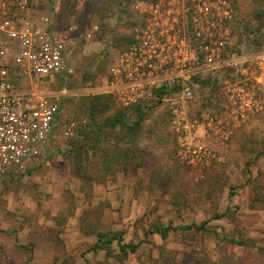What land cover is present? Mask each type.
Listing matches in <instances>:
<instances>
[{
    "label": "rangeland",
    "instance_id": "rangeland-1",
    "mask_svg": "<svg viewBox=\"0 0 264 264\" xmlns=\"http://www.w3.org/2000/svg\"><path fill=\"white\" fill-rule=\"evenodd\" d=\"M134 1L55 0L48 11L73 38L72 74L37 88L67 89L55 155L22 177L0 176V264H264V110L238 121L226 96L237 87L262 96L264 0L217 3L229 52L253 58L244 70L209 75L187 104L173 95L151 102L138 129H114L108 122L126 108L104 92L101 51L128 45ZM204 113L212 126L201 125ZM77 142L78 156H68ZM193 225L205 229L157 233ZM138 243L135 254L121 251Z\"/></svg>",
    "mask_w": 264,
    "mask_h": 264
},
{
    "label": "built area",
    "instance_id": "built-area-1",
    "mask_svg": "<svg viewBox=\"0 0 264 264\" xmlns=\"http://www.w3.org/2000/svg\"><path fill=\"white\" fill-rule=\"evenodd\" d=\"M54 2L0 0V176L22 177L40 169L56 153L52 141L67 89L43 94L37 88L43 83L63 84L72 74L74 42L49 15ZM218 2L134 1L137 18L131 19L128 45L101 51L108 61L104 92L116 96L126 109L150 106L158 93L187 104L195 101L209 75L216 79L225 69L244 70L253 58L229 52L232 30L221 22ZM99 33V25H93L87 40ZM256 58L263 59L264 53ZM255 80L264 85L263 76ZM28 82L31 91L19 92L18 86ZM226 96L238 121L264 110V89L258 99L243 87L229 89ZM213 123L210 113L201 116V125Z\"/></svg>",
    "mask_w": 264,
    "mask_h": 264
},
{
    "label": "trees",
    "instance_id": "trees-1",
    "mask_svg": "<svg viewBox=\"0 0 264 264\" xmlns=\"http://www.w3.org/2000/svg\"><path fill=\"white\" fill-rule=\"evenodd\" d=\"M164 95H165L164 93H158L157 97L159 100H162ZM150 107L151 106L137 105V106H133L131 108L125 109L122 112H120L113 119V121H109L108 123L114 129L118 128V127L119 128H124V127L128 128L129 127L130 129H138L141 126V123L143 122V120L146 116V114H144L142 112V110L144 108H150ZM133 115L136 118V120H134V122L131 121V117ZM86 129L88 130V132L90 134H93V133H95V131H97V129H99V127L87 126ZM77 147H79V143L76 144V147H74V148H72V150H70V152L68 153V156H71V157L78 156L79 153L77 152V149H78ZM204 229H205L204 225H202V226L193 225V226H190L188 228H184V227H181V228L161 227V228H157V233L160 234L163 238H167V237H169L170 233L173 231H192V230L201 231ZM103 237H105V236L100 235V242H99L100 245H103V244H101V242H102L101 238H103ZM113 240L114 239H107L106 243H112ZM226 241H228L229 243L234 244V245H239V246L244 245L243 242H238L235 240L226 239ZM251 245H254V244H251ZM140 247H141V243H138L135 245H124V246H121V251L126 253V254H135L139 250Z\"/></svg>",
    "mask_w": 264,
    "mask_h": 264
},
{
    "label": "crops",
    "instance_id": "crops-1",
    "mask_svg": "<svg viewBox=\"0 0 264 264\" xmlns=\"http://www.w3.org/2000/svg\"><path fill=\"white\" fill-rule=\"evenodd\" d=\"M26 85H30V84H29V82H28V83H26ZM26 85L24 84V86H26Z\"/></svg>",
    "mask_w": 264,
    "mask_h": 264
}]
</instances>
